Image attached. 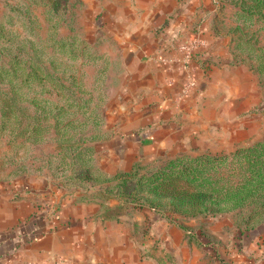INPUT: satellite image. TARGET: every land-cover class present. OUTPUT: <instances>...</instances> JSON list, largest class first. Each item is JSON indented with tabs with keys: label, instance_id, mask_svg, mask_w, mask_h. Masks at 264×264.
I'll list each match as a JSON object with an SVG mask.
<instances>
[{
	"label": "rangeland",
	"instance_id": "rangeland-1",
	"mask_svg": "<svg viewBox=\"0 0 264 264\" xmlns=\"http://www.w3.org/2000/svg\"><path fill=\"white\" fill-rule=\"evenodd\" d=\"M213 4L210 23L227 35L226 51L253 73L250 105L242 116L246 137L233 149L217 152L222 153L220 161L206 163V168L189 177L151 179L144 176L163 161L140 162L130 178H110L71 148L99 132L101 107L115 84L111 79L120 71L115 54L107 49L109 44L92 31L97 17L89 16L86 0H0V189L29 193L54 189L44 193L55 204L47 210L53 213L68 198L79 199L80 191L86 192L83 189L95 188L81 178L90 165L97 176L94 183L98 179L96 184H104L101 189H110L101 196L104 205L125 199L124 212L142 216L141 235L195 234L209 258L213 254L225 257L232 248L241 250L245 239L248 242L258 234L263 254L264 0H216ZM180 189L194 191L189 194L194 198L206 191L208 198L202 204L216 208L187 211L192 206ZM212 193L220 196L216 205ZM148 210L150 216L155 214L153 220L149 217L155 228L143 216ZM162 244L156 238L152 246L160 252ZM59 258L72 264L64 256ZM157 261L180 264L167 252Z\"/></svg>",
	"mask_w": 264,
	"mask_h": 264
},
{
	"label": "crops",
	"instance_id": "crops-1",
	"mask_svg": "<svg viewBox=\"0 0 264 264\" xmlns=\"http://www.w3.org/2000/svg\"><path fill=\"white\" fill-rule=\"evenodd\" d=\"M215 1L86 0L89 16L97 17L92 31L102 35L120 66L92 140L101 172L227 151L244 141L242 116L250 105L253 73L233 61L227 35L210 23ZM183 43L193 53L188 65ZM53 190L0 189V264H55L58 256L72 264H159L157 257L166 252L180 264H264L258 234L245 239L241 250L208 258L200 237H145L138 232L140 215L104 218L109 205L100 197L68 198L57 213H48L55 204L44 193ZM148 212L143 216L155 228L150 221L155 214ZM156 238L163 243L160 252L152 246Z\"/></svg>",
	"mask_w": 264,
	"mask_h": 264
},
{
	"label": "trees",
	"instance_id": "trees-1",
	"mask_svg": "<svg viewBox=\"0 0 264 264\" xmlns=\"http://www.w3.org/2000/svg\"><path fill=\"white\" fill-rule=\"evenodd\" d=\"M239 29H242V27L240 26ZM100 114H99V118H98V124L101 123V121H103L102 119L104 118L102 116L101 112H100ZM71 123L72 122H70L69 124H71ZM67 124H66V126H67ZM84 124H86V122ZM95 136H96V134H94L92 136H91V134H89V136H85L80 142H78L76 145L71 147V148H76V149H73L74 152L76 151L75 154L80 152L82 154L83 160H85V161H94L95 160L96 149L92 143V140L95 138ZM220 154H222V153L204 152V153H201L198 155H189V154L180 155V156L168 159L166 161H163L158 167H156L154 169H150L148 175H145L144 177L151 178V179H154V178L155 179H164V178L173 179L175 177H189L190 175L197 172L198 169L206 168L207 167L206 163H208V162L209 163H212V162L217 163L218 161H220L222 159V156ZM233 155L238 156L239 154L233 153ZM224 158L225 157H223V159ZM139 165H140V163H136L133 166V168H131L130 170H119V171H117L111 175H107V174L101 172V170H100V174L109 176L110 178H112V177H114V178L115 177L116 178H122V177L130 178L131 176H133L136 173V170H137L136 168H138ZM90 168H91L90 165H88L87 169L84 170V175L81 173V178L87 180L89 182L90 186L93 185L95 187L93 189H98V190H96L94 192H90V193H88V192L84 193L83 192L82 194H80L79 198L83 199V200H90V199L95 198V197H98V198L100 197L102 199L101 196L103 195L104 190H110V189H101L104 187V184H101V183L96 184V182H98V179L94 183L93 179L96 178L97 176L94 177L92 175V171ZM147 183H148V181H147ZM98 184H100V185H98ZM57 188H59V187H57ZM126 190H128V189H117V192L120 193V191H121V193H123V194H131V195L135 194V191H130L128 193V191H126ZM153 190L160 191L161 189H153ZM180 190H181V192L187 193L188 196H187L185 202H189V205L192 206V207L188 208L187 211H192L193 213H196L197 211H208V210L216 208L212 203L202 204V202H206V199L208 198L207 196H204L207 194L206 191H204L202 193L201 197L197 196L194 198V197L189 196V194L194 193V191H191L189 189H180ZM167 191H168V189H164L163 192L166 193ZM219 197L220 196L217 197L216 193H212L211 199L216 200L215 205L217 204L218 200L220 199ZM121 200L122 201L119 202L118 204L105 209L102 213V216L104 218H119L120 214L122 212H124L126 209V203L124 202L125 199L122 198ZM218 209H223V208L218 207ZM190 235L191 236L194 235L193 237L195 238V234H190Z\"/></svg>",
	"mask_w": 264,
	"mask_h": 264
},
{
	"label": "built area",
	"instance_id": "built-area-1",
	"mask_svg": "<svg viewBox=\"0 0 264 264\" xmlns=\"http://www.w3.org/2000/svg\"><path fill=\"white\" fill-rule=\"evenodd\" d=\"M180 49H182L184 52H185V55H184V61L186 63V65H188L191 60H192V57H193V53H192V50L189 46H187L186 44H181L180 45ZM194 81V80H193ZM54 263L55 264H69L67 259L65 258H55L54 259Z\"/></svg>",
	"mask_w": 264,
	"mask_h": 264
}]
</instances>
